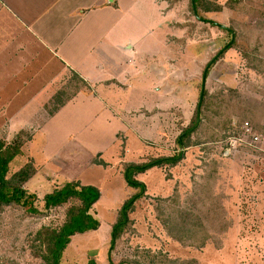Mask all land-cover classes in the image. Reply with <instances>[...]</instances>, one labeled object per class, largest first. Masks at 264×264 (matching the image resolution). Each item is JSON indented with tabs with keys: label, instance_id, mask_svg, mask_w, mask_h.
I'll return each instance as SVG.
<instances>
[{
	"label": "rangeland",
	"instance_id": "1",
	"mask_svg": "<svg viewBox=\"0 0 264 264\" xmlns=\"http://www.w3.org/2000/svg\"><path fill=\"white\" fill-rule=\"evenodd\" d=\"M168 2L167 6V0H138L128 11H121L124 34L133 21L132 32L137 34L133 43L152 55L147 60L155 74L151 73L152 78H166L168 96H156L155 103L144 104L148 110L165 109L168 113L159 115L163 123L156 114L154 124L140 132L148 133L149 141H121L113 159L143 164L176 155L175 140L190 124L205 93L202 124L175 166L161 165L134 175L145 192L128 215L131 235L121 251L109 252V233L118 211L140 193L139 188L126 184L122 162L112 170L98 168L77 175L80 185L90 184L87 186L100 194L93 212L99 227L72 237L62 264H88L90 260L125 264L138 251L173 261L193 259L198 264H264V0H240L238 4L234 0H202V7L196 10L202 22L192 16L190 0ZM203 21L225 27L233 35ZM129 35L130 29L123 38L129 39ZM231 43V49L224 51ZM220 51L224 53L218 56ZM208 63L214 64L206 76ZM137 82L144 86L141 78ZM244 123L259 140L251 145L248 137L233 149L229 142L241 134ZM19 159L12 172L33 164L24 156ZM30 192L42 197L45 191ZM171 197H175L170 205L174 206L170 208L172 232L191 245L188 248L170 240L158 219L165 212L162 200ZM176 201L180 210L194 213L177 226ZM215 205L221 206L218 212L223 225L212 222ZM68 207L57 210L56 218L50 213L29 217L24 208L4 209L0 215V264H39L30 254L35 233L43 225L61 224ZM203 217L208 219L203 222ZM215 228L218 230L213 231Z\"/></svg>",
	"mask_w": 264,
	"mask_h": 264
},
{
	"label": "crops",
	"instance_id": "2",
	"mask_svg": "<svg viewBox=\"0 0 264 264\" xmlns=\"http://www.w3.org/2000/svg\"><path fill=\"white\" fill-rule=\"evenodd\" d=\"M137 2L0 0V141L19 146L11 168L22 156L33 162L27 190L128 164L113 159L121 141H149L140 132L156 114L162 120L165 109L144 103L168 96L166 78H152V55L133 43V21L129 39L121 29L122 9Z\"/></svg>",
	"mask_w": 264,
	"mask_h": 264
},
{
	"label": "trees",
	"instance_id": "3",
	"mask_svg": "<svg viewBox=\"0 0 264 264\" xmlns=\"http://www.w3.org/2000/svg\"><path fill=\"white\" fill-rule=\"evenodd\" d=\"M179 0H172L177 2ZM240 0H234L236 4ZM190 11L192 16L197 17V9L202 7V0H194L189 2ZM238 4V3H237ZM219 7V6H218ZM220 8V7H219ZM209 10V9H208ZM202 22V21H200ZM203 23H209L214 27H217L220 31L229 32L230 36L233 35L232 31L222 27L211 21H203ZM231 42H234L233 40ZM232 43L227 45L224 51L231 49ZM224 52L220 51L217 55L220 56ZM214 63H208L205 67L204 73L207 76ZM205 93L201 95L200 101H198L194 116L190 124L185 127L180 135L176 138L175 144L177 147V154L172 157H163L160 159H150L147 163L143 164H124L122 165V172L124 180L128 186L137 187L140 193L131 196L120 208L117 213L115 223L111 226L109 233L108 244L109 252L112 250H123V247L127 245V238L131 235V224L128 215L134 211L135 203L144 196L145 186L138 183L134 179V175L138 173H144L153 167H159L161 165L175 166L181 158V153L186 147V143L191 138L192 134L197 131L201 126V111L204 105ZM230 125V123H229ZM224 126H227L224 125ZM224 128V127H223ZM19 154V146L14 144H6L4 141H0V215L4 209L10 208L15 210H21L24 208V213L29 217L45 216L50 213L56 218L57 210L64 206H68L66 213L64 214V220L61 224L56 225H43L38 229L33 237L34 244L30 250L32 258L36 259L39 264H62L63 253L71 242V238L78 234H84L92 231H96L99 227V221L94 216V205L99 201L100 194L97 189L82 186L78 182L63 181L61 183L53 185L52 189L42 194L39 197L36 193L30 192L25 188V185L35 176L36 170L30 163L25 164L18 171L12 172L11 165ZM175 197H171L166 200H162L165 208L164 213H160L158 217L161 221L162 228L166 231L170 240L179 244L181 247L188 248L191 246L183 243L184 241L178 235L172 232L173 224H171L170 208L174 206L172 202ZM167 204V205H166ZM176 204L175 210L176 220H174L177 226L182 222L184 224L185 217H193L194 213L187 210H180L179 203ZM215 210L212 212L221 211V206L215 205ZM213 208V207H212ZM209 211V209H208ZM209 214V213H208ZM219 214V212L217 213ZM56 215V216H55ZM212 217V222L217 224L218 221L223 225L224 221L220 214ZM204 216V215H203ZM220 217V219L218 218ZM208 219L203 217L202 221ZM225 225V224H224ZM219 227V226H218ZM175 228V227H174ZM221 228V227H220ZM218 230L215 228L213 231ZM224 231V229H223ZM220 233V232H219ZM222 233V232H221ZM131 262V263H129ZM127 262L128 264H198L195 260H181L173 261L167 259L159 254L154 255L151 253H144L138 251L135 253L134 259ZM125 263V264H127ZM88 264H96L93 260H90Z\"/></svg>",
	"mask_w": 264,
	"mask_h": 264
},
{
	"label": "built area",
	"instance_id": "4",
	"mask_svg": "<svg viewBox=\"0 0 264 264\" xmlns=\"http://www.w3.org/2000/svg\"><path fill=\"white\" fill-rule=\"evenodd\" d=\"M248 137H250L249 142L251 145H255V143L259 140V137L256 134H252L251 127L249 126V124L244 123L241 127V134L235 137L234 142H229V146H231L233 149H236L235 146H237V144H242L243 142H245Z\"/></svg>",
	"mask_w": 264,
	"mask_h": 264
}]
</instances>
